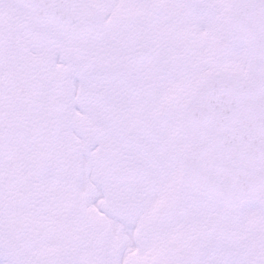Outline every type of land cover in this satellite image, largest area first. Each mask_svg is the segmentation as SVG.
I'll list each match as a JSON object with an SVG mask.
<instances>
[{"label": "snow or ice", "instance_id": "6c2138e0", "mask_svg": "<svg viewBox=\"0 0 264 264\" xmlns=\"http://www.w3.org/2000/svg\"><path fill=\"white\" fill-rule=\"evenodd\" d=\"M0 264H264V0H0Z\"/></svg>", "mask_w": 264, "mask_h": 264}]
</instances>
